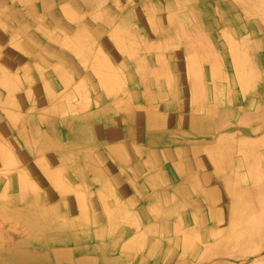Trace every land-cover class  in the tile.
Wrapping results in <instances>:
<instances>
[{
  "label": "crops",
  "instance_id": "1",
  "mask_svg": "<svg viewBox=\"0 0 264 264\" xmlns=\"http://www.w3.org/2000/svg\"><path fill=\"white\" fill-rule=\"evenodd\" d=\"M263 72L264 0H0V194L28 177L50 222L90 225L91 264H235L207 229L244 152L264 164Z\"/></svg>",
  "mask_w": 264,
  "mask_h": 264
},
{
  "label": "bare ground",
  "instance_id": "2",
  "mask_svg": "<svg viewBox=\"0 0 264 264\" xmlns=\"http://www.w3.org/2000/svg\"><path fill=\"white\" fill-rule=\"evenodd\" d=\"M57 1V0H56ZM63 1V0H62ZM66 1V0H65ZM68 1V0H67ZM207 1V0H206ZM110 2V0H109ZM113 2V1H112ZM136 3V2H135ZM143 3V2H142ZM205 3V2H204ZM250 3V2H249ZM201 5V4H200ZM254 5V4H253ZM256 5V4H255ZM132 6V5H131ZM151 6V5H150ZM249 6V5H248ZM257 6V5H256ZM103 7V6H102ZM147 7V6H146ZM153 7V6H152ZM161 7V6H160ZM215 7V6H214ZM242 7V6H241ZM262 7V6H261ZM121 8V7H120ZM249 8V7H248ZM247 8V9H248ZM122 9V8H121ZM130 9V8H129ZM261 9V8H260ZM27 10V9H26ZM132 10V9H131ZM149 10V9H148ZM209 10V9H208ZM258 10V9H256ZM10 11V10H9ZM173 11V10H172ZM43 12V11H42ZM76 12V11H75ZM74 12V13H75ZM121 12V11H120ZM155 12V11H154ZM170 12V9H169ZM82 13V12H81ZM166 13V12H165ZM229 13V12H228ZM251 13V11H250ZM132 14V13H131ZM157 14V12H156ZM168 14V13H166ZM175 14V13H174ZM243 14V13H242ZM133 15V14H132ZM144 15V14H143ZM151 15V14H150ZM35 16V15H34ZM217 16V15H216ZM84 17V16H82ZM120 17V16H119ZM118 17V18H119ZM149 17V16H147ZM152 17V16H151ZM158 17V16H157ZM45 18V17H44ZM174 18V17H173ZM172 18V19H173ZM176 18V17H175ZM90 19V18H89ZM131 19V18H130ZM134 19V18H132ZM157 19V18H156ZM27 20V19H26ZM177 20V19H176ZM211 20V19H210ZM245 20V19H243ZM43 21V20H42ZM152 21V20H151ZM221 21V19H220ZM115 22V21H114ZM122 22V21H121ZM127 23V21H125ZM173 22V21H172ZM204 22V20H203ZM41 23V22H39ZM80 23V22H79ZM129 23V22H128ZM127 23V24H128ZM132 23V22H131ZM30 24V23H29ZM42 24V23H41ZM59 24V23H58ZM85 24V23H84ZM114 24V23H113ZM151 24V23H150ZM157 24V23H156ZM160 24V23H159ZM51 25V24H50ZM204 25V24H203ZM221 25V24H220ZM8 26V25H7ZM225 26V25H224ZM31 27V26H30ZM53 27V26H52ZM63 27V26H62ZM78 27V26H77ZM76 27V28H77ZM165 27V26H164ZM21 28V27H20ZM59 28H61L59 26ZM67 28V27H66ZM108 28V26H107ZM111 28V27H110ZM109 28V29H110ZM40 29V28H39ZM53 29V28H52ZM81 29V28H80ZM89 29V28H88ZM132 29V28H131ZM204 29V28H203ZM78 30V29H77ZM108 30V29H107ZM151 30V29H150ZM245 30V29H244ZM6 31V30H5ZM15 31V30H14ZM91 31V30H90ZM140 31V30H139ZM164 31V30H163ZM79 32V31H78ZM89 32V31H88ZM92 32V31H91ZM108 32V31H107ZM6 33V32H5ZM71 33V32H70ZM134 33V32H133ZM204 33V32H203ZM25 34V33H24ZM165 34V33H164ZM215 34V33H214ZM41 35V34H40ZM71 35V34H70ZM84 35V34H83ZM91 35V34H90ZM167 35V34H166ZM179 35V34H178ZM207 35V34H206ZM73 36V35H72ZM75 36V35H74ZM131 36V35H130ZM205 36V35H204ZM203 36V37H204ZM20 37V36H19ZM25 37V36H24ZM28 37V36H27ZM51 37V36H50ZM90 37V36H89ZM92 37V36H91ZM96 37V36H94ZM168 37V36H167ZM188 37V36H187ZM243 37V36H242ZM186 38V37H185ZM191 38V37H190ZM209 38V37H208ZM45 39V38H43ZM54 39V38H53ZM97 39V38H96ZM170 39V38H169ZM175 39V38H174ZM184 39V38H183ZM206 39V37H205ZM22 40V39H21ZM56 40V39H55ZM173 40V38H172ZM185 40V39H184ZM252 40V39H251ZM156 41V40H155ZM170 41V40H169ZM200 41V40H199ZM210 41V40H209ZM253 41V40H252ZM74 42V41H73ZM141 42V41H140ZM164 42V41H163ZM50 43V42H49ZM99 43V42H98ZM112 43V42H111ZM145 43V42H144ZM166 43V42H165ZM225 43V42H224ZM257 43V42H256ZM33 44V43H32ZM100 45V44H98ZM205 45V44H204ZM240 45V44H239ZM238 45V46H239ZM263 45V44H262ZM36 46V45H35ZM182 46V45H181ZM250 46V45H249ZM256 46V45H255ZM103 47V46H102ZM222 47V46H221ZM261 47V46H260ZM259 47V48H260ZM104 48V47H103ZM184 48V47H183ZM251 48V47H250ZM255 48V47H254ZM257 48V47H256ZM258 48V49H259ZM147 50V49H146ZM149 50V49H148ZM252 50V49H251ZM256 50V49H255ZM103 51V50H102ZM138 51V50H137ZM144 51V50H143ZM184 51V50H183ZM195 51V50H194ZM219 51V50H217ZM224 51V50H223ZM249 51V50H248ZM192 52V51H191ZM189 52V53H191ZM221 52V51H220ZM219 52V54H220ZM262 52V51H261ZM20 53V52H19ZM109 53V52H108ZM139 53V52H138ZM37 54V52H36ZM137 54V53H136ZM135 54V55H136ZM149 54V53H148ZM216 54V53H215ZM252 54V53H251ZM147 55V54H146ZM249 55V54H248ZM257 55V54H256ZM263 55V54H262ZM134 56V55H133ZM132 56V57H133ZM157 56V55H156ZM197 56V55H196ZM213 56V55H212ZM251 56V55H250ZM254 56V55H253ZM3 57V56H2ZM109 57V56H108ZM113 57V56H112ZM255 57V56H254ZM253 57V58H254ZM36 58V57H35ZM216 58V57H215ZM214 58V59H215ZM64 59V58H63ZM131 59V58H130ZM129 59V60H130ZM159 59V57H158ZM187 59V58H186ZM257 59V58H255ZM112 60V59H111ZM141 60V59H140ZM165 60V59H164ZM176 60V59H175ZM214 60L212 59V62ZM219 61V60H218ZM257 61V60H254ZM167 62V61H166ZM179 62V61H178ZM185 62V61H184ZM209 62V61H208ZM56 63V62H55ZM119 63V62H118ZM146 63V62H145ZM165 63V62H164ZM187 63V62H186ZM211 63V62H210ZM214 63V62H213ZM222 63V62H221ZM157 64V63H156ZM185 64V63H184ZM113 65V64H112ZM134 65V64H133ZM132 65V66H133ZM148 65V64H147ZM165 65V64H164ZM203 65V64H202ZM215 65V64H214ZM43 66V65H42ZM160 66V65H159ZM185 66V65H184ZM158 67V66H157ZM156 67V68H157ZM161 67V66H160ZM166 67V66H165ZM168 67V66H167ZM190 67V66H189ZM213 67V66H212ZM7 68V67H6ZM20 68V67H19ZM163 68V67H162ZM51 69V68H50ZM127 69V68H126ZM153 69V68H152ZM151 69V70H152ZM261 69V68H260ZM168 70V68H167ZM128 71V70H127ZM225 71V70H224ZM26 72V71H25ZM70 72V71H69ZM145 72V71H144ZM157 72V71H156ZM166 72V71H165ZM209 72V71H208ZM28 73V71H27ZM34 73V72H33ZM46 73V72H45ZM168 73V71H167ZM202 73V71H201ZM264 73V72H263ZM262 73V74H263ZM151 74V73H150ZM164 74V73H162ZM125 75V74H124ZM140 75V74H138ZM21 76V75H20ZM75 76V75H73ZM137 76V75H136ZM191 76V75H190ZM235 76V75H234ZM49 77V76H48ZM50 78V77H49ZM160 78V77H159ZM205 78V77H204ZM170 79V78H169ZM176 79V78H175ZM193 79V78H192ZM223 79V78H222ZM229 79V78H228ZM143 80V79H142ZM141 80V81H142ZM173 80V79H172ZM126 81V80H125ZM159 81V80H158ZM190 81V80H189ZM193 81V80H192ZM174 82V81H173ZM188 82V81H187ZM60 83V82H59ZM143 83V82H141ZM149 84V83H148ZM50 86V85H49ZM53 86V85H52ZM60 86V85H59ZM62 86V85H61ZM90 86V85H89ZM148 86V85H147ZM151 86V85H150ZM204 86V85H203ZM202 86V87H203ZM146 87V86H145ZM160 87V86H159ZM195 87V86H194ZM258 87V86H256ZM129 88V87H128ZM176 88V87H175ZM70 89V88H69ZM72 89V87H71ZM125 89V88H124ZM173 89V88H172ZM255 89V88H254ZM253 89V90H254ZM127 90V89H126ZM139 90V89H138ZM145 90V89H144ZM175 90V89H174ZM74 91V90H73ZM173 91V90H172ZM198 91V90H197ZM258 91V89H257ZM100 92V91H99ZM103 92V91H102ZM128 92V90H127ZM144 92V91H143ZM69 93V92H68ZM231 94V93H230ZM258 94V93H257ZM127 95V93L125 94ZM177 95V94H176ZM232 95V94H231ZM245 95V94H244ZM71 96V95H70ZM104 96V95H103ZM122 97V96H121ZM178 97V96H177ZM71 98V97H70ZM120 98V97H118ZM246 98V97H245ZM142 99V98H141ZM170 99V98H169ZM173 99V98H172ZM72 100V99H71ZM77 100V99H76ZM92 100V99H91ZM143 100V99H142ZM232 100V99H231ZM246 100V99H245ZM98 101V100H97ZM107 101V100H106ZM141 101V100H140ZM166 101V100H165ZM113 102V101H112ZM131 102V100H130ZM129 102V103H130ZM202 102V101H201ZM77 103V102H75ZM92 103V102H91ZM114 103V102H113ZM140 103V102H138ZM73 104V103H72ZM99 104V103H98ZM145 104V103H144ZM152 104V103H151ZM196 104V103H195ZM200 104V103H199ZM213 104V103H212ZM93 105V104H92ZM100 105V104H99ZM126 105V103H125ZM128 105V104H127ZM149 105V104H148ZM129 106V105H128ZM142 106V105H141ZM147 106V105H146ZM145 106V108H146ZM215 106V105H214ZM217 106V105H216ZM137 107V106H136ZM230 107V106H229ZM245 107V106H244ZM243 107V108H244ZM212 108V107H211ZM214 108V107H213ZM77 109V108H76ZM90 109V108H89ZM144 109V108H141ZM208 109V108H207ZM127 110V109H126ZM129 110V109H128ZM124 111V110H122ZM224 111V110H223ZM229 111V110H227ZM128 112V111H127ZM50 113V112H49ZM157 113V112H156ZM160 113V112H158ZM74 114V113H73ZM78 114V113H77ZM243 114V113H242ZM246 114V113H245ZM248 114V113H247ZM53 115V114H52ZM214 115V114H213ZM212 115V116H213ZM217 115V114H216ZM219 115V114H218ZM224 115V113L222 114ZM24 117V115H23ZM50 117V116H49ZM216 117V116H215ZM253 117V116H252ZM62 118V117H61ZM123 118V117H122ZM189 118V117H188ZM48 119V118H47ZM102 119V118H101ZM61 121V120H60ZM218 121V120H217ZM125 122V121H124ZM219 122V121H218ZM174 123V122H172ZM190 124V123H189ZM197 124V123H196ZM220 124V123H219ZM31 125V124H30ZM200 125V124H199ZM198 125V126H199ZM45 126V124H44ZM191 126V125H190ZM64 127V126H63ZM189 127V126H188ZM204 127V126H203ZM257 127V126H256ZM171 128V127H170ZM173 128V127H172ZM190 128V127H189ZM260 128V127H259ZM146 129V128H145ZM144 130V129H143ZM255 130V129H254ZM214 132V131H212ZM236 132V131H235ZM227 133V132H226ZM233 133V132H232ZM2 135V134H1ZM214 135V134H213ZM223 135V134H222ZM233 135V134H231ZM230 135V136H231ZM225 136V135H224ZM215 137V136H214ZM223 137V136H222ZM261 137V136H260ZM188 138V137H187ZM186 138V139H187ZM225 137H223L224 139ZM247 138V137H246ZM249 138V137H248ZM48 139V138H47ZM46 139V140H47ZM179 139V138H178ZM216 139V138H215ZM231 139V138H230ZM6 140V139H5ZM173 140V139H172ZM250 140V139H249ZM254 140V139H253ZM263 140V139H262ZM120 141V140H119ZM136 141V140H135ZM221 141V140H219ZM245 141V140H242ZM252 141V140H250ZM43 142V141H42ZM134 142V141H133ZM111 143V142H110ZM113 143V142H112ZM139 143V142H138ZM214 143V142H213ZM248 143V142H247ZM251 143V142H250ZM43 144V143H42ZM46 144V143H45ZM72 144V143H71ZM140 144V143H139ZM183 144V143H182ZM206 144V143H205ZM209 144V143H208ZM215 144V143H214ZM219 144V143H218ZM221 144V143H220ZM226 144V141H225ZM49 145V144H48ZM51 145V143H50ZM49 145V146H50ZM145 145V144H144ZM187 145V144H186ZM30 146V145H27ZM142 146V145H141ZM225 146V145H224ZM247 145H242L246 147ZM104 147V146H102ZM220 147V146H219ZM254 147V146H253ZM33 148V147H32ZM51 148V147H50ZM97 148V147H96ZM212 148V147H211ZM217 148V146H216ZM221 148V147H220ZM256 148V147H255ZM65 149V148H64ZM105 149V148H104ZM222 149V148H221ZM250 149V148H249ZM254 149V148H253ZM34 150V149H33ZM92 150V149H91ZM107 150V149H106ZM173 150V149H172ZM190 150V149H189ZM212 150V149H211ZM232 150V149H231ZM236 150V149H235ZM78 151V150H77ZM85 151V150H84ZM218 151V150H217ZM223 151V150H222ZM87 152V151H86ZM160 152V151H159ZM213 152V151H212ZM256 152V150H255ZM54 153V152H53ZM67 153V152H66ZM222 153V152H221ZM224 153V152H223ZM247 154L248 163L247 177H240L238 179H224V188L228 191L227 194L241 193L238 191V186L247 182L250 188L256 192L253 201L255 203L242 202L240 199L233 207V213L230 216L229 228L236 224H240L247 229V237L242 238L240 235L232 234L231 231L225 233V228L209 226L207 234L213 239L216 235H221V243L228 249H236L238 257L241 262L247 261L250 264H264V168L262 161L259 160V154L245 151ZM16 154V152H15ZM84 154V153H83ZM90 154V153H89ZM165 154V153H164ZM206 154V153H205ZM226 154V153H225ZM264 155V151L262 153ZM146 155V154H145ZM151 155V154H149ZM161 155V154H160ZM193 155V154H192ZM232 155V154H231ZM35 156V155H34ZM67 156V155H66ZM77 156V155H76ZM84 156V155H83ZM144 156V154H143ZM147 156V155H146ZM197 156V155H196ZM74 157V156H73ZM78 157V156H77ZM88 157V156H87ZM90 157V156H89ZM112 157V156H111ZM166 157V155H165ZM72 158V156H71ZM148 158V157H147ZM215 158V157H214ZM256 159V160H252ZM110 160V159H109ZM193 160V159H192ZM226 160V159H225ZM145 161V160H144ZM194 161V160H193ZM234 161V159H233ZM116 162V161H115ZM150 162V161H148ZM229 162V161H228ZM97 163V162H96ZM194 163V162H193ZM22 164V163H21ZM67 164V162H66ZM94 164V163H93ZM225 165V164H224ZM213 166V165H212ZM123 167V166H121ZM223 167V166H222ZM159 168V167H158ZM165 168V167H164ZM163 168V169H164ZM81 169V168H80ZM178 169V168H177ZM214 169V168H213ZM218 169V168H217ZM226 169V167H225ZM91 170V169H90ZM93 170V169H92ZM152 170V169H151ZM173 170V169H172ZM69 171V170H68ZM78 171V169L76 170ZM172 172V171H171ZM70 173V171H69ZM79 173V172H78ZM89 173V172H88ZM22 174V173H21ZM105 174V173H104ZM136 174V173H135ZM149 174V173H148ZM198 174V173H197ZM71 175V174H70ZM145 175V174H144ZM172 175V174H171ZM79 176V175H78ZM95 176V175H93ZM132 176V175H131ZM140 176V175H139ZM143 176V175H142ZM141 176V177H142ZM91 177V176H90ZM97 177V176H95ZM173 177V176H172ZM83 178V177H82ZM88 178V177H87ZM100 178V177H99ZM81 179V178H80ZM94 179V178H92ZM34 180V179H33ZM74 180V179H73ZM138 180V179H137ZM177 180V179H176ZM14 179H11L13 183ZM72 181V180H71ZM78 181V180H77ZM75 182V181H74ZM80 182V181H79ZM136 182V180H135ZM157 182V181H156ZM171 182V181H170ZM72 183V182H71ZM82 183V182H81ZM112 183V182H111ZM150 183V182H149ZM83 184V183H82ZM145 184V183H144ZM147 184V183H146ZM19 194H0V217L4 219H13L15 225H10L8 228L0 223V240L2 241L0 264H91L89 258L90 248L88 246V237L90 235V225H80L78 227L68 224L56 225L50 222L48 216L51 214L38 208L34 200L29 201L28 197V177L19 180ZM97 185V184H96ZM141 185V184H140ZM181 185V184H180ZM191 185V184H190ZM199 185V184H198ZM247 185V186H248ZM84 186V185H83ZM196 186V185H194ZM114 187V186H113ZM160 187V186H159ZM174 187V186H172ZM199 187V186H198ZM197 187V188H198ZM84 188V187H83ZM171 188V187H170ZM150 189V188H149ZM148 189V190H149ZM81 190V189H80ZM84 190V189H83ZM88 190V189H87ZM138 190V189H137ZM89 191V190H88ZM101 191V190H100ZM178 191V190H176ZM231 191V192H230ZM85 192V191H84ZM105 192V191H104ZM144 193V192H143ZM151 193V192H150ZM195 193V192H194ZM161 194V193H160ZM42 195V194H41ZM171 195V194H170ZM193 195V194H192ZM97 196V195H96ZM149 196V195H148ZM244 199V195H241ZM90 197V196H89ZM143 197V196H142ZM170 197V196H169ZM253 197V196H252ZM148 198V197H147ZM171 198V197H170ZM232 198V197H231ZM192 199V198H191ZM41 200V199H40ZM97 200V199H96ZM184 200V199H183ZM29 201V202H28ZM171 201V200H170ZM203 201V200H202ZM226 201V195H224ZM232 201V200H231ZM14 202L17 205L14 209L6 211V207ZM40 202V201H39ZM98 202V201H97ZM149 202V201H148ZM173 202V201H172ZM205 202V201H204ZM252 202V201H250ZM41 203V202H40ZM91 203V202H90ZM163 203V202H162ZM46 204V203H45ZM99 204V203H98ZM171 204V203H170ZM92 205V204H91ZM138 205V204H137ZM151 205V204H150ZM177 205V204H176ZM190 205V204H189ZM60 206V205H59ZM130 206V205H129ZM161 206V205H160ZM163 206V205H162ZM9 207V206H8ZM47 207V206H46ZM53 207V206H52ZM180 207V206H179ZM11 208V206H10ZM57 208V207H56ZM60 208V207H58ZM134 208V207H133ZM172 208V207H171ZM174 208V207H173ZM181 208V207H180ZM178 208V209H180ZM186 208V207H185ZM54 209V208H53ZM89 209V208H88ZM150 209V208H149ZM176 209V208H175ZM174 209V210H175ZM226 209V202H225ZM50 210V208H49ZM142 210V209H141ZM206 210V209H205ZM170 211H173L170 209ZM189 211V210H188ZM226 211V210H225ZM260 211V212H259ZM56 212V211H55ZM59 212V211H58ZM90 212V211H89ZM93 214V213H92ZM66 215V214H65ZM154 215V214H152ZM176 215V214H175ZM196 215V214H195ZM144 216V215H143ZM54 217V216H53ZM93 217V216H92ZM159 217V216H158ZM162 217V216H161ZM94 218V217H93ZM53 219V218H52ZM175 220V219H174ZM236 220L238 222H236ZM8 221V220H7ZM69 222V221H68ZM197 222V221H196ZM6 223V222H5ZM67 223V222H66ZM146 223V222H145ZM163 223V222H162ZM232 223V224H231ZM78 225V224H77ZM94 225V224H93ZM160 225V224H159ZM213 225V224H211ZM183 226V225H182ZM160 228V227H159ZM195 228V227H194ZM238 228V227H237ZM184 229V228H183ZM188 229V228H186ZM243 229V228H242ZM245 230V229H243ZM164 231V230H163ZM191 231V230H190ZM98 232V231H97ZM192 232V231H191ZM197 232V231H196ZM9 233H16L17 235L24 236V239L16 243H8L4 238H8ZM133 233V232H132ZM131 233V234H132ZM144 233V232H143ZM198 234V233H197ZM177 236V235H175ZM201 236V235H200ZM161 237V236H160ZM5 241V242H4ZM109 241V240H108ZM28 243V245H27ZM110 243V242H109ZM9 244V245H8ZM87 244V245H86ZM230 244H233L230 246ZM209 245V244H208ZM222 245V246H223ZM120 247V246H119ZM196 248V247H195ZM212 249V248H211ZM222 249V247H221ZM188 252V251H187ZM119 253V252H118ZM235 253V252H234ZM232 253V254H234ZM193 254V252H192ZM193 256V255H192ZM230 256V255H229ZM231 257V256H230ZM223 258V257H222ZM217 259V258H216ZM225 259V258H224ZM233 259V258H232ZM237 261V260H234ZM237 263V262H235ZM203 264V263H201Z\"/></svg>",
  "mask_w": 264,
  "mask_h": 264
},
{
  "label": "rangeland",
  "instance_id": "3",
  "mask_svg": "<svg viewBox=\"0 0 264 264\" xmlns=\"http://www.w3.org/2000/svg\"><path fill=\"white\" fill-rule=\"evenodd\" d=\"M240 190L241 189L238 188V191H240ZM243 190H244V192H241V193L238 192V193H234V194H225L226 195V212H228V217L231 216V214L233 213V210H234L232 208L233 207L235 208L236 203L239 202L240 199L242 200V202H246L247 201L248 204L251 203V205H252V203L253 204L255 203V201H253L255 196H256L255 190L253 188L248 187V186L245 187ZM241 195H244V199H242ZM250 201H252V202H250ZM236 222H238V221L236 220ZM229 227H230L229 225H226L224 227L225 228L224 229L225 233L231 231L232 234L240 235V237H242V238L247 237V233H246L247 229H246V227H244V226H242L240 224H236V225L232 226L231 229ZM242 228L245 229V230H243ZM262 257H264V255L261 256L259 259H262ZM246 263H247V261H243V262L237 261V263H235V264H246Z\"/></svg>",
  "mask_w": 264,
  "mask_h": 264
}]
</instances>
